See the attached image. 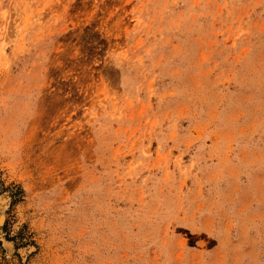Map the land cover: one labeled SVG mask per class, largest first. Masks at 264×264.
<instances>
[{"label":"rangeland","instance_id":"374dc122","mask_svg":"<svg viewBox=\"0 0 264 264\" xmlns=\"http://www.w3.org/2000/svg\"><path fill=\"white\" fill-rule=\"evenodd\" d=\"M0 199V264H264V0H0Z\"/></svg>","mask_w":264,"mask_h":264},{"label":"bare ground","instance_id":"6f19581e","mask_svg":"<svg viewBox=\"0 0 264 264\" xmlns=\"http://www.w3.org/2000/svg\"><path fill=\"white\" fill-rule=\"evenodd\" d=\"M3 199V198H2ZM1 200V199H0ZM4 201H6V199L4 200ZM2 202H3V200H2ZM1 201H0V205H2V208H1V210H3V207H4V204L3 203H5V202H3L2 203ZM5 220V216H4V214H3V211L1 212V216H0V225L3 223V221ZM5 246L9 249V250H11L12 251V249L14 248V245H13V243H11V242H5Z\"/></svg>","mask_w":264,"mask_h":264}]
</instances>
